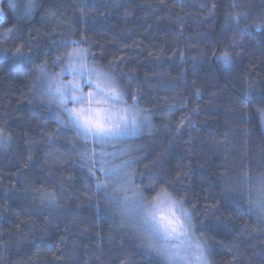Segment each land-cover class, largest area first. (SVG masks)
Here are the masks:
<instances>
[{
    "label": "trees",
    "instance_id": "1",
    "mask_svg": "<svg viewBox=\"0 0 264 264\" xmlns=\"http://www.w3.org/2000/svg\"><path fill=\"white\" fill-rule=\"evenodd\" d=\"M13 2L0 20L16 28L0 38V264H149L34 88V65L57 71L68 39L149 110L151 132L121 141L122 159L185 198L209 263L264 264V219L239 188L264 172V0H37L31 16ZM20 45L32 63L12 56Z\"/></svg>",
    "mask_w": 264,
    "mask_h": 264
},
{
    "label": "snow or ice",
    "instance_id": "2",
    "mask_svg": "<svg viewBox=\"0 0 264 264\" xmlns=\"http://www.w3.org/2000/svg\"><path fill=\"white\" fill-rule=\"evenodd\" d=\"M21 3L24 16H31L38 6L37 0H21ZM19 6L10 0V8L16 10ZM215 7L213 4L209 13ZM229 16L239 24V18H246L247 14L229 13ZM0 20H6L2 10ZM14 31L15 26L5 28L0 38L6 40ZM23 48L24 45L16 47L12 56L22 63H32V57L26 55ZM60 48L64 50L59 51ZM57 51L59 54L52 62H59V71L52 72L46 64L34 65L37 73L34 88L41 100L46 99L49 106H55L54 118L58 124L75 132V139L68 141L69 150L87 169L94 192L100 191L109 210L120 216L121 226L131 229L149 264H208L205 247L192 240L193 216L184 206L185 198L177 197L168 182L159 185L154 179L144 182V174L132 168L139 157L129 156L114 163L119 159L118 153L127 155L131 151L127 145L115 148L120 137L136 133L144 125L152 126L149 110L138 107L136 96L129 104L116 78L101 70L94 60L89 62L88 49L81 47L79 40H63ZM222 59L224 65L229 66L227 52ZM258 112L264 123V107ZM77 140L83 143L78 144ZM138 179L141 183H137ZM146 188L151 189L150 194L145 193ZM239 188L250 210H257L264 219V172L255 178L242 173ZM229 191L235 192V189ZM46 198L55 203V195L47 194ZM152 258L158 259L154 262Z\"/></svg>",
    "mask_w": 264,
    "mask_h": 264
},
{
    "label": "rangeland",
    "instance_id": "3",
    "mask_svg": "<svg viewBox=\"0 0 264 264\" xmlns=\"http://www.w3.org/2000/svg\"><path fill=\"white\" fill-rule=\"evenodd\" d=\"M2 2H3V0H0V10H2L1 9V4H2ZM12 2H13V0H12ZM57 71H59V69L57 70ZM56 72V71H55ZM65 77H66V74H65ZM85 90H87L86 88H85ZM51 108V111H52V113H53V116H54V113H55V111H56V108H55V106L53 105V106H51L50 107ZM148 114V113H147ZM149 115V114H148ZM150 117V116H149ZM55 119V118H54ZM56 120V119H55ZM57 121V120H56ZM151 121V120H150ZM151 130H152V126L149 128L147 125H144L142 128H141V130H139L138 132H136V133H133V134H130V135H127V136H122V137H120L118 140H117V142L115 143V148L116 149H119V148H121L120 147V142L121 141H124V140H130V139H134V138H137V137H140V136H142V135H145V134H149L150 132H151ZM74 134H75V132H73ZM109 151H112V147H109V149H108ZM118 155L119 156H121L120 158L122 159L125 155L124 154H120V153H118ZM119 161L120 160H115L114 161V163H119ZM191 232H192V240L193 241H199L204 247H205V255H206V257H207V260H208V256H207V248H206V246L204 245V243L203 242H201L196 236H195V234L193 233V228H192V230H191ZM208 264H210L209 263V260H208Z\"/></svg>",
    "mask_w": 264,
    "mask_h": 264
}]
</instances>
